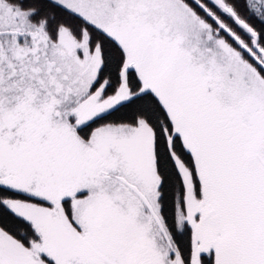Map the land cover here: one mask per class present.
<instances>
[{"label":"snow or ice","instance_id":"1","mask_svg":"<svg viewBox=\"0 0 264 264\" xmlns=\"http://www.w3.org/2000/svg\"><path fill=\"white\" fill-rule=\"evenodd\" d=\"M0 264H264V0H0Z\"/></svg>","mask_w":264,"mask_h":264}]
</instances>
